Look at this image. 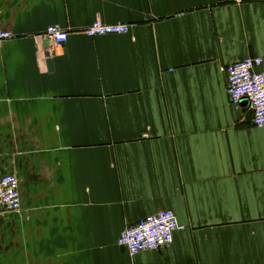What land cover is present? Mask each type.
Segmentation results:
<instances>
[{
    "label": "crops",
    "instance_id": "0c3cea01",
    "mask_svg": "<svg viewBox=\"0 0 264 264\" xmlns=\"http://www.w3.org/2000/svg\"><path fill=\"white\" fill-rule=\"evenodd\" d=\"M96 20L130 29L89 38ZM0 32V178L21 191L0 264H264V128L225 72L264 56V0H0ZM165 210L169 246L117 245Z\"/></svg>",
    "mask_w": 264,
    "mask_h": 264
},
{
    "label": "built area",
    "instance_id": "2783aa9c",
    "mask_svg": "<svg viewBox=\"0 0 264 264\" xmlns=\"http://www.w3.org/2000/svg\"><path fill=\"white\" fill-rule=\"evenodd\" d=\"M242 0H235L241 2ZM126 24L106 25L96 20L85 28L84 34L89 38L106 35H122L129 32ZM68 32L58 25L48 26L44 39L50 43L47 57H56L57 50L65 46ZM11 37L8 32H0V41ZM227 96L230 105L241 108V102L247 103L252 113V124L264 128V56L248 57L226 68ZM21 209V191L19 181L14 175L0 178V213L17 212ZM171 210L161 211L139 220L135 225L125 228L117 238V245L129 255L157 250L169 246L174 234L184 231Z\"/></svg>",
    "mask_w": 264,
    "mask_h": 264
},
{
    "label": "water",
    "instance_id": "95a60500",
    "mask_svg": "<svg viewBox=\"0 0 264 264\" xmlns=\"http://www.w3.org/2000/svg\"><path fill=\"white\" fill-rule=\"evenodd\" d=\"M45 47L46 48L50 47V43L48 41L45 42ZM66 59H67V56L65 54L63 56H61V57L56 56V57L48 58L47 59L48 70L50 72L53 71L54 65L56 63L65 61ZM241 105H247V103L245 101H242Z\"/></svg>",
    "mask_w": 264,
    "mask_h": 264
}]
</instances>
